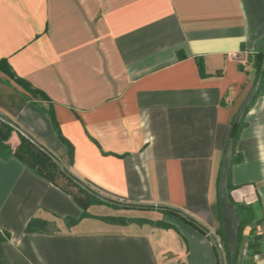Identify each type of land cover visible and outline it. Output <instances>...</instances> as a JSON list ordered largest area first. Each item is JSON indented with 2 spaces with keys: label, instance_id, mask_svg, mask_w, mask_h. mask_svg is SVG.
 Instances as JSON below:
<instances>
[{
  "label": "crops",
  "instance_id": "crops-1",
  "mask_svg": "<svg viewBox=\"0 0 264 264\" xmlns=\"http://www.w3.org/2000/svg\"><path fill=\"white\" fill-rule=\"evenodd\" d=\"M0 60V114L74 177L206 231L84 217L15 156L13 131L0 142L10 264H264V0H0ZM249 206L261 221L240 235ZM32 218L51 231L26 232ZM147 225L153 238L133 228Z\"/></svg>",
  "mask_w": 264,
  "mask_h": 264
},
{
  "label": "trees",
  "instance_id": "trees-1",
  "mask_svg": "<svg viewBox=\"0 0 264 264\" xmlns=\"http://www.w3.org/2000/svg\"><path fill=\"white\" fill-rule=\"evenodd\" d=\"M2 62H6V60H0V66H2ZM244 126V122L234 121L231 126V135L234 142L237 141L241 129ZM15 131L19 134V140L14 145V154L19 160L24 161L28 166L36 171V173L50 180L55 186L69 193L74 200L83 208V216L89 215L87 209L96 203V198L92 197L91 193L86 190L85 185L82 181H79L77 178L73 176L69 171L66 170L65 166L62 164L61 160H59L46 146L41 144L37 139H35L32 134H29L27 131L23 130L19 125L15 122L11 121L8 118H4L3 115L0 114V142L7 141L12 132ZM72 152V151H71ZM257 206H249L245 215L242 216L239 223V232L240 235L243 232V229L246 225L257 221L256 225L260 223L261 219L259 217ZM166 211L170 213H174L178 215L180 219L188 221L205 231L198 223L194 220L190 219L183 212L174 209V208H166ZM164 209V210H165ZM147 218H141L138 221H145ZM76 220H68L66 224L69 226L73 225ZM153 221V220H152ZM108 223H117V224H128L130 222H135V220H130L126 218H110L106 220ZM158 226L163 228H171L174 227L173 223L165 222L163 220H158ZM256 227H253L251 230V236L249 240L248 247L251 251V255L254 256L255 253L260 249L261 241L260 236L256 235ZM26 232H48L51 231V225L40 218H32L25 228ZM206 232V231H205ZM10 234L5 231L0 230V264H10L3 250V242L5 239L9 238ZM259 240V242H256Z\"/></svg>",
  "mask_w": 264,
  "mask_h": 264
},
{
  "label": "rangeland",
  "instance_id": "rangeland-1",
  "mask_svg": "<svg viewBox=\"0 0 264 264\" xmlns=\"http://www.w3.org/2000/svg\"><path fill=\"white\" fill-rule=\"evenodd\" d=\"M91 189L86 188V190L91 193L92 197L96 198V203L93 204L94 206H90L88 210L89 212L100 214V216L98 217H100V219L103 220L104 222H106L107 219L110 220V218L112 217L114 218L123 217L126 218V220L127 219L135 220L136 223L141 225L151 223L152 225L156 226L158 224L159 216L151 212L143 211L140 209L136 211H129V209L124 210L125 208H122L123 204L121 202L117 200H113L111 198L109 199L108 196L104 195L103 193L99 192L97 189L93 187H91ZM162 214H163L162 220L165 222L175 223L176 220L180 219L178 218L179 217L178 215L174 213H170L166 211V209L162 210ZM141 218H147L148 220L138 221ZM110 224L119 225L117 223H110ZM133 228L143 229L144 232H146V234H149L153 238V233H151L150 231L151 228L149 227V225L143 226V228L141 226L140 227L136 226ZM256 242H259V240H257Z\"/></svg>",
  "mask_w": 264,
  "mask_h": 264
},
{
  "label": "built area",
  "instance_id": "built-area-1",
  "mask_svg": "<svg viewBox=\"0 0 264 264\" xmlns=\"http://www.w3.org/2000/svg\"><path fill=\"white\" fill-rule=\"evenodd\" d=\"M83 184L85 185L86 188L91 189V186H89V184H86L85 182H83ZM220 245V244H219Z\"/></svg>",
  "mask_w": 264,
  "mask_h": 264
},
{
  "label": "water",
  "instance_id": "water-1",
  "mask_svg": "<svg viewBox=\"0 0 264 264\" xmlns=\"http://www.w3.org/2000/svg\"><path fill=\"white\" fill-rule=\"evenodd\" d=\"M76 178V177H75ZM80 181V180H79ZM92 190V189H91ZM110 199V198H109ZM130 205H132V204H130ZM154 207V206H153Z\"/></svg>",
  "mask_w": 264,
  "mask_h": 264
}]
</instances>
